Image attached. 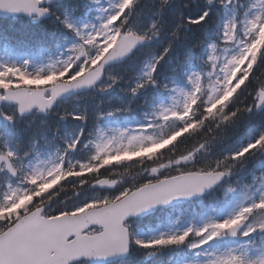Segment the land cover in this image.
<instances>
[{
	"label": "snow or ice",
	"instance_id": "obj_1",
	"mask_svg": "<svg viewBox=\"0 0 264 264\" xmlns=\"http://www.w3.org/2000/svg\"><path fill=\"white\" fill-rule=\"evenodd\" d=\"M139 3L109 0L105 7L101 0H0V16L33 23L51 17L63 40L54 47L37 40L32 51L17 53L32 58L46 54V68L28 71L30 59H24V67L0 64V101L14 105L11 112L0 110V118L12 126L37 113L72 117L81 125L91 119L83 143V127L59 135L46 120L40 121L42 131L31 135L25 134L30 123L16 134L0 130V264H100L128 255L133 247L145 250L144 261L183 248L192 258L179 264H264V159L259 158L264 157V0H181L188 14L175 13L167 21L163 12L171 0H152L155 19L143 29L130 23ZM213 4L226 9L219 25V13L208 19ZM93 9L97 15L89 18ZM200 25L203 30L193 32ZM165 29L162 48L143 47ZM0 43L14 50L7 36ZM134 51L144 53L135 71L116 75L105 70L109 62ZM86 88L100 93L118 88L127 99L117 98L105 110L97 105L91 116L86 108L53 111L58 98ZM148 90L164 96H144L137 104ZM134 107L141 109L142 123L101 126L102 120ZM257 114L254 137L236 150L212 154L229 128ZM47 132L63 147L50 150ZM78 145L85 157L72 159L68 154ZM254 157L260 171L249 169L248 181L232 180ZM124 174H131L130 182L113 195L72 206L62 200L60 207H52L69 186L74 193L83 186L111 187L122 183ZM214 187L221 194L208 205L199 226L189 223L142 239L126 223L129 216ZM223 208H230L223 218L211 214ZM172 260L170 256L165 264Z\"/></svg>",
	"mask_w": 264,
	"mask_h": 264
},
{
	"label": "trees",
	"instance_id": "obj_2",
	"mask_svg": "<svg viewBox=\"0 0 264 264\" xmlns=\"http://www.w3.org/2000/svg\"><path fill=\"white\" fill-rule=\"evenodd\" d=\"M140 4L136 6V10L133 12V15L131 17L130 23H137L138 19H142L145 22L149 23V19H155V13H156V5L152 3V0H140ZM220 5H213L212 6V11L210 12L209 15V20H212L215 13H219V17L215 19V24L219 25L222 23V7H219ZM142 8L141 14L139 16L136 15V12H138V9ZM179 12H184L185 14H188V10H185L181 8V0H171V3L169 6H167L163 12V19L167 21L170 16H174L175 13ZM52 19V18H51ZM51 19L42 22L41 24L38 25H33L27 21L24 20H17V21H9V20H0V38L7 36L11 38L12 43L14 44H19L25 48L32 49L31 46L35 44L37 40H45L48 43H52L55 41H58L60 36L58 33L54 30L53 24L51 22ZM141 27V26H139ZM204 25L197 26L196 28L193 29V32L195 33H200L203 30ZM142 29V28H140ZM167 29H165V33L161 35V37L157 40H153L151 43L152 47L156 48H162L163 44L167 40L166 36ZM212 34L211 29H209V35ZM140 54V52H139ZM198 54V53H197ZM136 56H138V53L135 54L133 58H131L129 62L125 63L124 65H119L111 68L113 71V74L119 75L122 72H125V70H130V71H135L140 64V60H134L132 61ZM174 58V51L170 52L168 56L165 57L164 61H162V67L167 68L168 63L171 59ZM125 79H127V75L125 74ZM119 93L118 88H114V94ZM121 93V92H120ZM148 96V95H146ZM143 97H138L136 103L139 104L140 100ZM100 99V98H99ZM115 101V102H113ZM115 105L118 103L116 101V97L108 95L105 99H102V102H94L91 104V107L94 106L95 111L97 110V105L100 106V110H105L111 105ZM236 103H239V100L236 101ZM90 107V108H91ZM138 107H134L136 109ZM231 106H229V109ZM132 112V111H131ZM129 113H122V114H130ZM260 119V115L257 114L256 116L252 117V119L249 121L248 118H244L243 120L239 121L237 126H234L232 128L228 129V135L225 139L222 141H218L215 143L212 149V154L215 155V152H218L216 155H221L223 154L224 151L228 150H236L243 144L247 143L249 139L254 137L257 134V122ZM41 120H46L47 119H41ZM88 122L91 123V119L88 120ZM166 151V150H165ZM260 159H264V157H259ZM258 158H253L249 164L245 167L242 173H240L242 176L240 179L245 178L248 175L249 169H253L254 165H256ZM254 161V162H253ZM253 162V163H252ZM252 163V164H251ZM251 165V166H250ZM117 167V166H113ZM257 167L254 168L256 171ZM102 172L104 170H101ZM71 180L65 181L66 184L70 185ZM87 188V186H83V188ZM88 191V190H86ZM80 191L74 193V189L69 186L65 191L61 192L60 195L57 197L56 203L52 205L53 208H58L61 205L59 204V201H65L64 206H72L77 204V197H82L83 195L87 197L85 198V201L87 199H91L102 192H97V191H88L84 194H78ZM68 198V199H66ZM134 248L132 249V251ZM185 250L183 248L179 250H164L160 253H157L156 256L151 257L153 261L164 259L168 255H173L174 253H177L180 255L183 253ZM139 255L138 252H136V257ZM141 255V254H140ZM133 254L132 256L125 261L118 262L116 264H140L139 261H137L136 258ZM141 264H148V262H141Z\"/></svg>",
	"mask_w": 264,
	"mask_h": 264
},
{
	"label": "rangeland",
	"instance_id": "obj_3",
	"mask_svg": "<svg viewBox=\"0 0 264 264\" xmlns=\"http://www.w3.org/2000/svg\"><path fill=\"white\" fill-rule=\"evenodd\" d=\"M101 3L104 4V6L106 7L107 4L109 3V0H101ZM223 10H224V19H225L226 18V16H225L226 9L223 7ZM96 15H97V13H96L95 9H93L91 12V16L89 18H93ZM68 35L70 36V33H68ZM62 42H63V40L61 38V43ZM19 53H21V52H19ZM24 59H30V63L26 66L27 70L30 72H35L40 68H46V66L49 62L46 54L43 57L38 56L36 58H32L30 56H21V55H18L17 53H15L14 51L8 50L5 46H3L0 43V64H16L17 66L24 67V64H23ZM163 96H164V94L162 96L156 97L154 99L163 98ZM74 101L75 100H72L70 103L65 102L64 104H62V109L67 108L66 111L74 113V109H73V106L75 105V104H73ZM81 101H82V99L77 101V102H81ZM76 122H78V121L74 120V123H76ZM142 122H143V116L138 121L133 122V123H129V124H125V125H123L117 119L109 118L108 120H102L101 126L104 128H115V127L125 128V127H129V126H134V125H136L138 123H142ZM50 124L56 126V123H50ZM78 129H79V127H77V130ZM75 131L76 130H71L69 132L75 133ZM48 148L50 150H55L56 147H48ZM78 150H79V147H78ZM76 152L79 154V151H76ZM217 153L218 152H215V155ZM259 171H260V169L258 167L256 172L258 173ZM250 179H251V175L248 172V175L246 176V179L244 181H248ZM220 194H221V190L219 192V195ZM213 197H219V196H213ZM214 201H215V199L212 202L214 203ZM229 210H230V208H223L221 211L211 213V214L216 216L217 218H223V216L226 215ZM206 213H207V209L198 218V220L194 223V225H196V226L201 225L204 222V220L207 218ZM179 217H180V215L169 219V214H167L165 217L160 216L156 220V223H158V224H156L155 227L151 226V227H148L144 230H140L136 234V236L139 238H142V239H148V238H151L155 235L160 234L161 232H173V231L183 229L184 227L188 226L190 219L183 221V220H180ZM165 218L167 220L166 222H165ZM144 251L145 250H143L142 257H143ZM191 258H192V253L188 252L185 255H182L179 259H173L172 264H179L181 259H191Z\"/></svg>",
	"mask_w": 264,
	"mask_h": 264
},
{
	"label": "water",
	"instance_id": "obj_4",
	"mask_svg": "<svg viewBox=\"0 0 264 264\" xmlns=\"http://www.w3.org/2000/svg\"><path fill=\"white\" fill-rule=\"evenodd\" d=\"M0 17H2V18H6V17H4V16H0ZM126 58H127V57H126ZM126 58H123V59H121V60H119V61H111V62H109L108 64H106L105 67H106L107 65H110V64H113V63L121 62V61L125 60ZM86 89H89V88H86ZM82 90H85V89H81V90L73 91V92H71V93H68V94H65V95L61 96L60 98H63V97H66V96H70V95H73V94L78 93L79 91H82ZM60 98H58V99H60ZM1 102H4V101H0V103H1ZM6 103H9V102H6ZM9 104H11V103H9ZM26 115H28V114H26ZM26 115H24V116H26ZM91 187H92V188L97 187V188H100V189H101V188H113L114 185L111 186V187H109V186L93 185V186H91ZM214 188H215V187H214ZM214 188H213V189H214ZM211 190H212V189H211ZM211 190L206 191V192L203 193L202 195L206 194L207 192H209V191H211ZM202 195H197V196L190 197V198H180V199H178V200H173V201H171L168 205H164L163 207H164V208H167V207H170V206H172V205H174V204H178V203H181V202L186 201V200H190V199H194V198H199V197L202 196ZM157 207H159V206H157ZM157 207L152 208V209H149V210H146V211H144V212H142V213H138V214H136V215H134V216H129V217L126 218V220L129 219V218H137V217L146 216V215L149 214L150 212H152V211H154L155 209H157ZM122 257H124V256H122ZM119 258H121V257L110 258V259H108V260H106V261L100 262V264L109 263V262H112V261H114V260H116V259H119ZM89 264H95V262L90 261Z\"/></svg>",
	"mask_w": 264,
	"mask_h": 264
}]
</instances>
